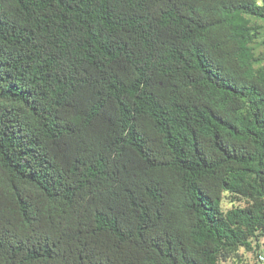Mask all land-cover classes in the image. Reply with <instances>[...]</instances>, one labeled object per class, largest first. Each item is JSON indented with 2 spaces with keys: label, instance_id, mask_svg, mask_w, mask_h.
<instances>
[{
  "label": "trees",
  "instance_id": "16d2710c",
  "mask_svg": "<svg viewBox=\"0 0 264 264\" xmlns=\"http://www.w3.org/2000/svg\"><path fill=\"white\" fill-rule=\"evenodd\" d=\"M263 240L264 0H0V264Z\"/></svg>",
  "mask_w": 264,
  "mask_h": 264
},
{
  "label": "rangeland",
  "instance_id": "374dc122",
  "mask_svg": "<svg viewBox=\"0 0 264 264\" xmlns=\"http://www.w3.org/2000/svg\"><path fill=\"white\" fill-rule=\"evenodd\" d=\"M225 206L228 207V203H227V201L225 202ZM261 252H262L263 255H264V240H263V242H262V244H261ZM263 264H264V262H263Z\"/></svg>",
  "mask_w": 264,
  "mask_h": 264
},
{
  "label": "built area",
  "instance_id": "2783aa9c",
  "mask_svg": "<svg viewBox=\"0 0 264 264\" xmlns=\"http://www.w3.org/2000/svg\"><path fill=\"white\" fill-rule=\"evenodd\" d=\"M260 259H261L262 261H264V257H261Z\"/></svg>",
  "mask_w": 264,
  "mask_h": 264
},
{
  "label": "crops",
  "instance_id": "0c3cea01",
  "mask_svg": "<svg viewBox=\"0 0 264 264\" xmlns=\"http://www.w3.org/2000/svg\"><path fill=\"white\" fill-rule=\"evenodd\" d=\"M263 257H264V255H263Z\"/></svg>",
  "mask_w": 264,
  "mask_h": 264
}]
</instances>
